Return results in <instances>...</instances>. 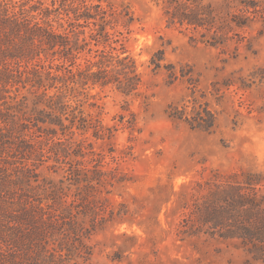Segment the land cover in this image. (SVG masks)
Here are the masks:
<instances>
[{
    "label": "rangeland",
    "instance_id": "rangeland-1",
    "mask_svg": "<svg viewBox=\"0 0 264 264\" xmlns=\"http://www.w3.org/2000/svg\"><path fill=\"white\" fill-rule=\"evenodd\" d=\"M88 1L143 85L64 90L93 126L52 138L18 117L33 88L0 85V264H262L197 215L246 175L264 192V0Z\"/></svg>",
    "mask_w": 264,
    "mask_h": 264
},
{
    "label": "trees",
    "instance_id": "trees-1",
    "mask_svg": "<svg viewBox=\"0 0 264 264\" xmlns=\"http://www.w3.org/2000/svg\"><path fill=\"white\" fill-rule=\"evenodd\" d=\"M172 15L173 22L200 25L194 16ZM117 23L115 11L88 0H0V85L5 91L10 83L23 89L30 85L29 93L35 97L32 116L23 108L28 96L20 103L18 96L14 98L19 119L35 127L50 125L51 138L57 137L75 126L83 130L93 126L82 105L73 107L64 90L116 87L126 96L137 94L143 79L136 60L114 52L119 40L109 29L115 30ZM94 47L95 56L82 58ZM5 109L0 108V122L14 116L12 105ZM57 144L66 154L62 143ZM244 178L238 186L214 192L198 209V221L221 239L238 241L264 264V192L257 189L261 180L256 176Z\"/></svg>",
    "mask_w": 264,
    "mask_h": 264
}]
</instances>
